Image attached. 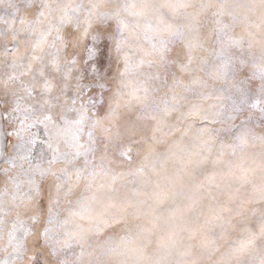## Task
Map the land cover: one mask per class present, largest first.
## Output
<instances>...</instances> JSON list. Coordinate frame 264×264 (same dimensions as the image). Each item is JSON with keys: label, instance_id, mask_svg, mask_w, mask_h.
<instances>
[{"label": "snow or ice", "instance_id": "6c2138e0", "mask_svg": "<svg viewBox=\"0 0 264 264\" xmlns=\"http://www.w3.org/2000/svg\"><path fill=\"white\" fill-rule=\"evenodd\" d=\"M0 264H264V0H0Z\"/></svg>", "mask_w": 264, "mask_h": 264}]
</instances>
